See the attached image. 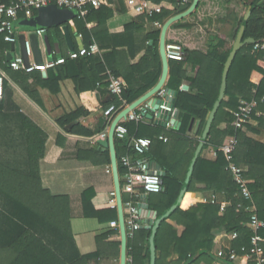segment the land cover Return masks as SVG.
Returning <instances> with one entry per match:
<instances>
[{
    "label": "trees",
    "instance_id": "trees-1",
    "mask_svg": "<svg viewBox=\"0 0 264 264\" xmlns=\"http://www.w3.org/2000/svg\"><path fill=\"white\" fill-rule=\"evenodd\" d=\"M0 1L11 3L15 0ZM150 1L151 6L162 9L160 14H155L150 20L161 23L171 14L177 15L186 11L192 4L191 2L188 7L182 8L175 0ZM249 10L251 16L245 20ZM96 12H109L110 15L112 13L107 7L95 8L90 10L86 19ZM75 15L77 17V14ZM85 23L86 20L81 19L79 22L77 19L75 26L79 28L80 33L87 36L89 31ZM243 27V40L252 38L255 42L238 51L228 74L225 99L215 117L208 142L197 160L184 201L162 222L157 231L156 264H199L208 258L213 261L215 231L219 229H224L229 235L237 233L238 237L232 241V248L242 255L243 249L251 247L253 231L248 225L252 214L246 209L252 203L256 207L258 218L264 222V144L244 132L246 128L252 133L264 131V49L257 47L264 45V0L259 4L244 0H200L198 8L191 16L174 24L168 30L167 42L181 45L185 59L181 62L170 61L167 87L178 92L174 108L175 112L179 113L181 126L177 130H167L153 121H149V124L123 122L129 136L126 141H117V144L129 150L132 137H147L153 140L151 158L154 165L164 173L163 191L148 196L146 200L150 210L156 211L158 216H164L178 200L199 144V141H194L189 136L191 125L194 120L200 123L197 133L201 137L219 96L225 63ZM160 35L161 30L158 29L147 36L148 49L137 64L133 61L134 57L118 54L113 50L103 55L104 63L95 64L92 57L89 58L92 63L90 70H86L82 63L84 77L91 80V85L86 86L85 79L79 77H74L73 80L81 91L94 90L96 84L107 80L109 72H112L125 79L128 88L124 99L128 104L134 103L153 89L161 76ZM254 72L263 76L258 84L252 82ZM183 84L190 89L183 91ZM54 86L53 91L56 92L58 82H55ZM26 93L41 106L38 99L31 93ZM240 100L257 102L252 119L258 122V127L253 128L249 124L245 130L236 133L238 146L235 151L236 163L247 169L246 178L250 181L252 202L243 197L239 186L226 169L227 162L222 153H219L215 160L202 156L205 150L222 146L228 136L235 134L233 115L229 111L237 110ZM113 104H116L118 112L124 108V104L117 98H114ZM88 116L89 112L78 109L56 118L54 124L59 129V144H63L69 137L96 142L101 140L102 135L109 131L113 117L110 116L106 124L95 133L82 125V121ZM223 123L226 124L224 129L221 128ZM27 126L29 133H26L25 137L28 145L29 173L22 174L0 164V191L5 193L4 201L9 209L3 218L7 217L5 219L8 221L15 219L24 224L22 227L19 225L16 232L11 231L10 223L4 225V232L0 230V233L5 234L9 228L7 233H15L8 243L0 242V264H89L93 258L109 257L113 252L106 248L107 241L115 235L119 236V230L98 238L97 253L72 259L62 256L63 244L52 245L51 242H46V224L52 226L53 229L50 228L49 233L55 238L67 236L71 232L69 203L67 197L53 196L42 187L39 161L44 154L45 140L35 125L28 122ZM160 136L167 137L168 141L160 140ZM117 154L121 156L118 148ZM123 171L119 166L120 175ZM200 184H204L205 189H199ZM205 191L224 193L227 203L208 204L201 200L195 206H189L192 194ZM135 195L136 191L132 193L131 199H134ZM127 199L128 194L123 193L125 203ZM22 209L25 214L20 212ZM168 220L184 226L185 231L181 237L177 236L174 226ZM259 234L263 238L264 249V227ZM150 236L151 230L143 228L134 232L133 236H128L127 255L131 260L129 264H150ZM108 243L110 249L116 248V254H119L120 241ZM173 249L179 255V260L171 263L167 259ZM224 263L236 264L228 258H225ZM242 264L252 263L244 259Z\"/></svg>",
    "mask_w": 264,
    "mask_h": 264
},
{
    "label": "crops",
    "instance_id": "crops-1",
    "mask_svg": "<svg viewBox=\"0 0 264 264\" xmlns=\"http://www.w3.org/2000/svg\"><path fill=\"white\" fill-rule=\"evenodd\" d=\"M107 9L112 11L111 15L109 12H96L88 20L85 19V26L89 31L87 36L80 33L79 28L75 26L76 20L78 19L79 22L81 20L78 16L74 15L67 21H62L52 15L41 14L38 10L31 17L21 13L14 22L17 39L14 44L7 43L0 38V85L4 88L3 99L0 101V164L19 173L28 174V145L25 137V134L29 133L27 123L31 122L43 134L45 149L39 161L42 187L53 196L68 198L71 230L69 235L55 238L49 233L52 226L46 224V242H51L52 245L63 244L64 248L61 254L67 259L97 253L98 238L111 232H117L119 228L113 227L112 224L119 222V219L118 210L109 205L110 194L115 190L113 174L108 172L111 167L110 151L90 139L69 137L63 144H59L60 133L54 120L78 109H84L89 112V116L82 121V125L98 133V129L104 126L109 118L105 116L104 111L113 104L114 98L106 89V80L101 82L100 89H97L98 83L94 90L84 89L81 91L77 87L73 78L85 79L82 63L86 66V70H90L92 63L89 60L69 61L66 66L49 70L47 73L34 72L32 74L14 71L10 68V63L16 57H22L28 64H39L58 57H67L70 52L96 42L99 51L92 57L95 64L104 63L103 55L113 50H116L118 54H128L134 57L133 61L137 64L148 49L149 39L147 36L159 28L154 25V21H151L150 17L130 11L123 1H117L112 8ZM172 16L175 14H171L163 24ZM41 30H46L42 36L37 34ZM26 42L31 44L33 50V55L30 58L25 54ZM262 78L260 73L254 72L252 82L258 84ZM90 81V79H85L84 84L91 85ZM55 82H58L56 92L53 91ZM184 85L186 84H183L181 89ZM26 92L38 99L41 106ZM229 112L233 113L234 110ZM117 116L118 114L111 116L113 117L112 122ZM176 120L181 124L179 115ZM149 121L156 123L155 119L146 118L145 124H149ZM199 126L200 123L197 120H194L191 125L189 136L194 141H200L201 137L197 133ZM250 126L257 128L258 122L252 119ZM221 128H226V124L223 123ZM175 129L179 128L175 126L172 130ZM244 132L250 138L264 144L263 130L252 133L246 128ZM115 146L116 151L117 148L120 151L121 156L118 158L128 152L123 145H118L117 141ZM212 148L216 147L205 150L202 156L208 160H215L216 158L211 154ZM198 188L205 189V185L200 184ZM121 189L122 200L123 193L128 194V199L126 203L123 200V205L138 202L137 195L141 192L140 188L134 190L136 191L134 199H131L134 191L125 192L124 185L121 186ZM5 199V193L0 191V230L4 232V225L10 223L11 231L16 232L18 226L22 227L24 224L15 219L8 221L5 219L7 217L3 218L8 209ZM201 200L208 204L223 205L227 203L224 193L205 191L192 194L189 206H195ZM19 209L17 208V210ZM20 212L25 214L23 209ZM168 222L174 226L177 236L181 237L185 231L184 226L170 220ZM7 231L5 234L0 233V242H4L2 244L8 243L15 235V233L10 235ZM117 241H120L119 254H116V248L110 249L108 246V242ZM107 244L106 248L113 254L109 257L93 258L89 264L121 263L120 230L119 236H113L111 240L107 241ZM222 249L226 252L233 249L232 240L224 229H219L215 231L213 261L208 258L199 264H225V258L217 256V253ZM127 258L129 264L131 260L129 256ZM178 260L179 255L173 249L167 261L174 263ZM234 261L236 264H242L244 258L240 257Z\"/></svg>",
    "mask_w": 264,
    "mask_h": 264
},
{
    "label": "built area",
    "instance_id": "built-area-1",
    "mask_svg": "<svg viewBox=\"0 0 264 264\" xmlns=\"http://www.w3.org/2000/svg\"><path fill=\"white\" fill-rule=\"evenodd\" d=\"M117 1H123L127 8L135 14H143L150 18L155 14H160L162 9L159 7L151 6L150 0H15L11 3H5L0 1V38L5 42L14 44L16 42V32L14 28V22L19 18L21 13L31 17L35 11L48 6H56L60 9L73 11L77 14L79 19L85 20L91 9L95 8H112ZM159 1V0H155ZM179 7H188L192 0H175ZM154 25L162 29L163 23L154 21ZM46 30L38 31L37 34L42 36ZM264 49V45L257 46ZM99 51V46L96 42H92L87 47H83L77 51H72L67 57H58L43 63H26L24 58L16 57L11 63L10 68L17 72H24L26 74H32L34 72L47 73L49 70L56 69L61 66H65L68 61H78L80 59L88 60L93 57ZM25 54L27 57H32L33 50L31 44L26 42ZM166 55L169 61H184L185 53L181 45L178 44H166ZM102 86L101 82L97 84V89ZM128 85L124 78L114 75L109 72V77L106 80V89L113 98H117L124 104L123 110L128 108L131 104H128L124 99V94L127 91ZM4 88L0 85V101L3 99ZM162 99L163 103L160 106V110L168 112L170 114L169 120H164L165 128L172 130L175 124L171 122L175 119V108L171 105L172 96L168 94L165 88H163L157 95ZM257 107V102L242 100L239 103L237 110L233 115V126L235 134L228 136L224 144L220 147L212 148L211 154L214 158H217L219 153H222L227 166L226 169L231 173L233 180L239 186L243 197L252 202V192L249 188L250 181L246 178V168L239 166L235 161V151L238 146V139L236 133L238 131L245 130V127L252 122V115ZM122 110V111H123ZM150 107L147 103H144L131 111L126 119H122L115 130V141L123 142L128 139L129 131L127 127L123 125V122H137L142 123L146 121V115ZM122 111H117L116 104H112L107 108L104 113L107 117L113 114H120ZM158 111L154 112V117L157 119ZM109 131L102 135V139L108 138ZM160 140L167 142L168 138L160 136ZM95 142V141H94ZM153 140L147 137H132L129 141V150L120 158L119 166L123 168V174L120 175L121 184L124 185V191H134L136 188H140L141 192L137 195L138 202H130L124 205L125 224L127 228L128 236H132L134 232L138 231L143 226V219L139 214V204L142 203L148 196L152 194H159L163 191L162 176L163 172L158 169L151 158V148ZM108 172H112V168L108 169ZM120 174V173H119ZM121 185V186H122ZM109 205L113 209H117V195L115 190L110 194ZM252 216L249 223V227L253 231L251 237V247L244 249V253L239 255L234 249H230L228 252L223 249L217 253L219 258H228L230 260H237L240 257L248 260L252 264H264V249L262 247L263 238L259 234L260 230L264 227V222L260 220L256 213V207L252 203L247 209ZM113 227L119 228V222L112 224ZM237 233L230 235L231 240L236 239ZM130 263V262H129Z\"/></svg>",
    "mask_w": 264,
    "mask_h": 264
},
{
    "label": "water",
    "instance_id": "water-1",
    "mask_svg": "<svg viewBox=\"0 0 264 264\" xmlns=\"http://www.w3.org/2000/svg\"><path fill=\"white\" fill-rule=\"evenodd\" d=\"M200 3V0H192L191 6L184 12L177 14L175 16H172L169 18L163 25L160 35V45H159V53L162 61V75L160 77L159 82L157 85L151 89L149 92H147L145 95H143L141 98H139L137 101L132 103L128 108L123 110L118 116L113 120L112 125L109 130L108 138L101 139L98 141V144L104 147L105 149H108L110 151V159H111V168H112V174L114 179V187L115 192L117 195V210H118V219H119V230L121 234V263L120 264H128V258H127V252H128V234H127V228L125 224V214H124V205L122 200V189H121V180H120V174H119V158L116 151V141H115V130L117 125L122 119H126L127 115L139 107L140 105L147 103V105L150 107V110L148 111V114L146 115L147 119H155L154 112L158 111L157 119H155L156 123L165 126L164 120L170 119V114L168 112H163L160 110V106L163 103L162 99L158 98L156 95L166 87V91L169 95H171L173 98L171 100V105L174 106L176 97L178 95V92L172 89H169L167 87V81L169 77V68H170V61L167 59L166 55V44H167V33L168 30L177 22L182 21L183 19L191 16L196 9L198 8ZM41 14H45L46 16L52 15L55 18H59L62 21H67L68 18L73 17L75 13L73 11L65 10V9H59L56 6H48L41 8L40 10ZM251 16V11L249 10L246 14L245 20H248ZM244 27L241 28L239 35L231 49V52L229 54V57L225 63L221 87L219 96L213 106L212 111L209 114V117L207 119L205 128L203 130L202 136L200 138L199 144L196 148V151L194 153L193 159L191 161L190 168L188 170L186 179L183 183L180 195L178 197V200L176 203L166 212L164 216H158V213L156 211L150 210L149 205L147 204V200L145 199L142 203L139 204V214L143 219V226L141 228L151 230V236L149 239V252H150V264H156L157 259V251H156V245H155V237L157 234V231L162 224V222L171 216L183 203L185 195L188 190L189 183L191 181V177L194 172L195 165L197 163V160L205 146V144L208 142V138L212 129V125L214 123L215 117L218 113V110L225 99L226 95V89L228 84V74L230 71V68L233 64V61L238 53L239 50H241L243 47L250 45L254 43V39L249 38L246 40H243L244 35ZM189 87L187 85H184L182 87L183 91H187ZM178 111L175 112V118L178 117ZM172 119L171 122L175 124L177 128H180L181 124L176 120ZM156 166V165H155ZM157 167V166H156ZM164 175V173H163Z\"/></svg>",
    "mask_w": 264,
    "mask_h": 264
},
{
    "label": "rangeland",
    "instance_id": "rangeland-1",
    "mask_svg": "<svg viewBox=\"0 0 264 264\" xmlns=\"http://www.w3.org/2000/svg\"><path fill=\"white\" fill-rule=\"evenodd\" d=\"M244 1L255 2V3H258V4L262 2V0H244Z\"/></svg>",
    "mask_w": 264,
    "mask_h": 264
}]
</instances>
